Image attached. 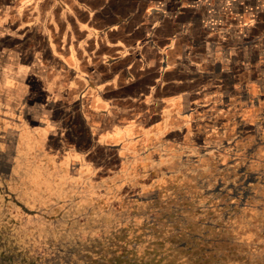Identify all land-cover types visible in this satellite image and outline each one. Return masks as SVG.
Wrapping results in <instances>:
<instances>
[{"label": "rangeland", "instance_id": "rangeland-1", "mask_svg": "<svg viewBox=\"0 0 264 264\" xmlns=\"http://www.w3.org/2000/svg\"><path fill=\"white\" fill-rule=\"evenodd\" d=\"M200 5L194 17L205 20L211 14L219 23L224 21L209 34L226 39L220 48L227 46L232 51V63H228L232 73L217 76L218 98L204 97L199 103L204 85L193 91L185 88V93H193L194 103L198 102L197 112L181 117L162 140L166 142L163 149L158 138L137 133L130 144L124 139L112 147L109 144L115 142L106 141L101 148L81 149L76 157L63 149H75L72 142L78 149L84 147L80 135L68 134L71 138L66 140L65 133L57 130L49 148L43 137L50 135L47 129L31 123L35 128L29 134L32 147L21 160L12 159L7 147L6 154L15 161V174L5 186L0 184V252L11 254L8 262L85 264L107 251L113 242L107 235H122L116 239L123 250L144 257L154 245L170 250L178 247L175 233L185 232V248H192L181 251L175 247L168 257L159 255L163 264L180 260L183 264L260 263L257 257L248 261L242 254L245 248L233 243L247 241V250L254 254L264 250L262 234L243 230L246 218L264 215V0H201ZM6 17L8 21H3L11 29L17 21L11 14ZM2 40L0 35V53L4 54L15 55L25 45ZM205 100L209 109H199ZM5 124L14 128L9 118ZM236 130L242 132L239 137H234ZM236 147L240 151L232 152ZM185 151L197 156L199 174L181 170ZM243 165L244 175L262 181L248 193L240 185ZM212 172L217 180H209ZM210 194L214 197L208 198ZM196 255L200 261L193 260ZM173 256L174 262L170 261Z\"/></svg>", "mask_w": 264, "mask_h": 264}, {"label": "crops", "instance_id": "crops-1", "mask_svg": "<svg viewBox=\"0 0 264 264\" xmlns=\"http://www.w3.org/2000/svg\"><path fill=\"white\" fill-rule=\"evenodd\" d=\"M200 4L201 0H1V21L8 14L17 21L11 29L0 22L2 42L25 43L15 55L0 53V114L14 125L0 128L5 133L0 140L7 142L3 147L16 152L24 146L20 134L34 123L52 135L64 132L66 140L80 135L84 147L78 149L72 142L75 149H63L76 157L81 149L101 148L106 141L115 142L109 144L112 147L124 139L130 144L137 133L158 138L163 149L162 140L181 117L197 112L198 102L185 88L193 91L204 85L199 103L204 97L217 99V76L233 71L227 63L232 51L220 48L226 39L209 34L224 21L194 17ZM207 100L198 104L199 109H209ZM24 153H18L20 160ZM187 153L181 155V170L199 174L197 156ZM248 176L241 175L245 193L260 181Z\"/></svg>", "mask_w": 264, "mask_h": 264}, {"label": "flooded vegetation", "instance_id": "flooded-vegetation-1", "mask_svg": "<svg viewBox=\"0 0 264 264\" xmlns=\"http://www.w3.org/2000/svg\"><path fill=\"white\" fill-rule=\"evenodd\" d=\"M211 14H210V16H209V19H211ZM224 52H226V51H224ZM230 52H231V50H230ZM219 56H220V54H219ZM223 57H226V54L225 53H223ZM231 57H232V52H231ZM226 60V59H225ZM227 63H232V62H230L229 60H228V62ZM231 73H232V71H230ZM224 73H225V76H226V73L227 72H222V75H223V77H225L224 76ZM212 113L214 112V111H211ZM237 119H238V117H236ZM226 120L228 119V118H225ZM225 119H223V120H225ZM239 120V119H238ZM237 120V121H238ZM232 121V120H231ZM236 121V122H237ZM214 122H216V123H218V120L217 119H215L214 120ZM212 131V130H211ZM213 132H214V130H213ZM215 132H216V130H215ZM236 134H234V137H239L240 136V134H242V132H239L238 130H236V132H235ZM0 138H2L3 139V137H1L0 136ZM224 141V140H223ZM5 143H7V142H5ZM4 143V144H5ZM4 144H3V146H4ZM225 145H223L222 146V148L224 147ZM6 147V148H5ZM4 148H2V150H0V158H2L1 159V161H0V184L2 185V186H5V184L10 180V178H11V176L12 175H14L15 173H14V167H13V163H14V161L12 162V160L9 158V156L6 154V150H7V147L8 146H5ZM10 147V146H9ZM8 147V150H11L12 151V153H14V150L10 147L9 148ZM239 148H234V150L232 151V152H235V151H240V150H238ZM241 152H243V151H241ZM216 154H218V153H216ZM222 154H224L223 152H222ZM15 158V157H14ZM8 160L10 161V162H8ZM211 163V162H210ZM212 165H210V167H211ZM215 167V166H214ZM213 167V168H214ZM212 168V167H211ZM212 168V169H213ZM241 173H243V172H241ZM211 176L215 179V180H217V176H216V174H214L213 172H212V174H211ZM210 176V177H211ZM262 178V177H261ZM218 181H216V183H217ZM263 185H264V178H263ZM242 193V192H241ZM200 195H203V194H200ZM204 196V195H203ZM207 197L209 198V197H214V195H212V194H210V195H207ZM228 214V212H224V215L226 216ZM223 215V216H224ZM249 215V214H248ZM254 217L252 218V219H250V218H248V220H247V218H246V220H244L245 221V229H243V230H245V232H247V231H254L255 232V234L257 233L258 235L259 234H262V236H264V234H263V232H262V230H264V215H262V214H257V215H253ZM151 219V218H150ZM152 220H153V218H152ZM156 230V232L157 233H159V229L158 228H156L155 229ZM178 233V232H177ZM177 233H175V235H176V237H174V241L175 242H179L178 243V247H176V246H173L172 248H171V250L168 248V247H166L165 249L163 248V247H161L160 245H154V248L153 249H146V253H145V255L146 256H144V257H141L139 254H137V253H135L134 252V250L132 251V252H128L127 250H123V246L121 245V243H119L118 241H117V239H120L121 237H123L122 235L121 236H116V237H113L112 235H107V238L108 239H110V241H112L113 240V242L112 243H110L111 245L110 246H107V251H105L103 254H102V256H99V257H101V259L102 260H99L98 261V259H99V257H90L89 258V260L88 261H86V263L85 264H163V262L161 261L162 259H161V257H163V258H165V257H168L167 255L172 251V253H175L174 252V249H175V247L176 248H178V249H180L181 251L183 250V248H185L186 246H187V243L186 242H184V240L186 239V235H185V232H181V234L179 235V234H177ZM158 235L159 234H156L155 236L156 237H158ZM117 238V239H116ZM197 238V237H196ZM199 238V237H198ZM197 238V239H198ZM107 239V240H108ZM112 239V240H111ZM200 239V238H199ZM116 240V242H114ZM180 240H182V241H180ZM202 240V239H201ZM230 242H232V241H230ZM242 244H240V243H237L236 241H234V243H233V245L235 244L236 245V247H238L239 248V246H242V248H245L244 249V253H242V254H245V256H246V258H247V260L248 261H254V258H258V260L260 261V263L259 264H264V250H262V251H260L258 254H254V253H252V252H250L249 250H247V248H248V246L246 245V244H248V242L247 241H243V242H241ZM229 246H230V244L229 243H227ZM262 246H264V243H262ZM190 248H192V246H189ZM189 247H187V248H189ZM187 248H185V250L187 251ZM123 250V251H122ZM206 252V251H205ZM161 257H160V256ZM104 257V258H103ZM172 259H170V261H172V262H174L175 261V259H176V257H171ZM188 259V258H187ZM177 260H179V259H177ZM193 260H198V261H200L201 260V258L199 257V256H197L196 255V257H194V259ZM83 264V263H82ZM173 264H183L182 262H181V260L180 261H175ZM191 264V263H190ZM245 264V263H244Z\"/></svg>", "mask_w": 264, "mask_h": 264}, {"label": "water", "instance_id": "water-1", "mask_svg": "<svg viewBox=\"0 0 264 264\" xmlns=\"http://www.w3.org/2000/svg\"><path fill=\"white\" fill-rule=\"evenodd\" d=\"M6 121H7V118L6 117H3V116H1V114H0V128H2L4 125H5V123H6ZM38 127H40V125H38ZM35 129V128H34ZM34 129H32L31 127H29L28 128V130H24L20 135L21 136H24L25 137V145L23 146L22 145V147H20L19 149H18V151H14V156H15V158H17L18 156H19V154L18 153H20V150L22 151V152H25V151H27L28 150V148H30V147H32V138L31 137H29V134L31 133V132H33L34 131ZM2 131V130H1ZM46 132H48V134H50V132L47 130ZM28 135V136H27ZM0 136L1 137H5V133L4 132H0ZM35 136V135H34ZM54 136V137H53ZM55 136L56 135H52V134H50V135H48L47 137L46 136H43L44 137V139H46V142H45V144L49 147V148H51L52 147V145H51V142H52V140L55 138ZM14 137H15V135H14ZM13 137V139H15ZM3 144H4V142L2 141V140H0V149H2V147H3ZM23 148H25V150H23ZM24 156V155H23ZM19 158V157H18ZM66 160H68V158H66ZM74 160H76V159H74ZM70 163H71V161H73V158H70ZM78 163L80 162L79 160H76ZM64 169V168H63Z\"/></svg>", "mask_w": 264, "mask_h": 264}, {"label": "trees", "instance_id": "trees-1", "mask_svg": "<svg viewBox=\"0 0 264 264\" xmlns=\"http://www.w3.org/2000/svg\"><path fill=\"white\" fill-rule=\"evenodd\" d=\"M10 255V253H8V255H4L2 252H0V264H13L12 262H8L11 259Z\"/></svg>", "mask_w": 264, "mask_h": 264}]
</instances>
